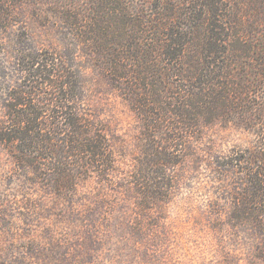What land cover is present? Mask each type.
I'll return each instance as SVG.
<instances>
[{"label": "rangeland", "instance_id": "1", "mask_svg": "<svg viewBox=\"0 0 264 264\" xmlns=\"http://www.w3.org/2000/svg\"><path fill=\"white\" fill-rule=\"evenodd\" d=\"M170 1L0 0V129L14 97L34 84L35 62L48 58L69 75L63 81L76 101L68 109L90 123L87 140L104 153L95 163L88 153L59 163L57 154L47 174L19 161L39 156L40 169L53 164L43 159L51 148L65 150V115L52 101L39 103L48 111L37 110V123L53 120L61 134H35L56 137L57 147L40 141L23 153L21 143L0 139V264H264V85L252 86L247 104L204 118L184 141L145 125L142 101L155 107L178 81L155 51L175 10ZM249 69L237 67L252 85ZM40 89V99L53 91ZM82 156L83 167L73 161ZM56 168L78 175L70 190ZM154 183L156 199H140Z\"/></svg>", "mask_w": 264, "mask_h": 264}, {"label": "trees", "instance_id": "2", "mask_svg": "<svg viewBox=\"0 0 264 264\" xmlns=\"http://www.w3.org/2000/svg\"><path fill=\"white\" fill-rule=\"evenodd\" d=\"M169 3L174 6L175 14L172 11L173 8L169 9L170 23L168 21L163 23L167 31L162 32L163 36L160 39L162 43H159L155 51L160 52L166 61L169 60L168 63L163 61L167 63L163 68L167 74L178 76V81L173 85L172 91L168 93L165 91V97H169L168 99L165 97L154 99L155 107L151 108V102L142 101V105L145 106L142 114L145 117V125L153 130L155 136L173 132L177 135L166 136L165 139L178 138L184 141L186 136L198 130L204 118L224 116L227 110L247 104L250 101L247 99V92L252 89V86L256 88V86L264 85V0H174ZM178 19L184 20V23H179ZM222 28L223 38L220 35ZM157 42H159L158 38ZM41 64L39 60L35 62L37 67L33 73L34 84L22 92L24 95L15 96L14 102L9 106L12 109L9 111L12 117L1 127L0 139L5 142L21 143L20 150L23 153L25 150L21 149L22 146L32 143L40 144V141H48L51 147H57L58 144L54 143V140H58L56 137H45L39 140L40 137L35 134V129L38 127L51 134H61L63 127L56 126L53 120L42 125L37 123V110L48 111L46 106L39 103L52 101V105L56 104L58 108H61L57 110L63 113L61 116L65 115L63 125H66L65 130L68 132L65 150L57 151L51 148L43 157L45 160L50 159L54 167L52 163H43L40 169L39 166L36 167L35 162L37 158H40L39 156L33 161L22 155L19 156V161H25L24 163L30 167L34 166L38 174H41V170H44L45 174L47 170L55 171L57 154L60 155L57 160L59 163L63 162L62 156L70 162L71 158L84 153L92 157L91 163L97 162L98 157L104 154L102 144L97 140H87L91 137L87 127L90 123L85 125L87 122L85 121L82 126L81 121L72 116V111L68 109L70 103L76 101L75 95L73 92L71 94L69 88L71 81H63L64 76L67 75L62 72L60 74L61 69L58 73L48 67L51 64L48 58L42 66ZM242 64L251 68L246 74L254 75L251 80L252 85L249 83L250 79L243 77L242 75L245 76V74L241 75L237 70V67ZM122 77L124 78L123 75ZM48 85L53 91L50 94L44 92L50 97L40 99L36 89L43 91L40 88ZM20 105L27 106L26 112L25 110L16 111L15 108ZM222 106L223 108H220ZM29 114L34 116L30 117ZM33 123L35 124L30 126ZM42 136L44 135L41 134ZM84 160L85 157L82 156L73 161L83 167ZM165 162L162 163L165 164ZM57 172H59L57 176L59 183L63 182L60 186L70 190L73 186V176L78 175L71 168H68L67 172L59 168ZM65 176L66 180L63 181ZM260 181L257 185L260 199L258 202L264 204V178ZM144 187L147 189L139 191V198L150 202L156 197L155 191H151L155 183Z\"/></svg>", "mask_w": 264, "mask_h": 264}]
</instances>
